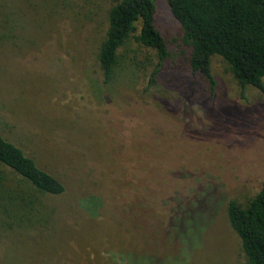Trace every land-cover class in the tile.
I'll list each match as a JSON object with an SVG mask.
<instances>
[{"label":"rangeland","instance_id":"obj_1","mask_svg":"<svg viewBox=\"0 0 264 264\" xmlns=\"http://www.w3.org/2000/svg\"><path fill=\"white\" fill-rule=\"evenodd\" d=\"M117 1L33 0L37 15L30 25L24 18L20 47L0 43V131L2 119L13 122L10 136L66 183L57 209L69 203L85 221L63 236L84 245H70L79 259L54 242L39 246L51 253L34 247L32 255L47 264H244L225 209L264 186V96L250 86L243 96L219 56L211 59L220 90L211 109L152 87L155 54L132 36L105 83L97 54ZM155 18L170 66L182 64V30L163 0ZM87 131L92 149L78 144ZM75 150L103 166L97 189L88 160L75 169L63 160L77 159ZM5 241L0 259L28 264L31 244L16 246L17 256Z\"/></svg>","mask_w":264,"mask_h":264},{"label":"trees","instance_id":"obj_2","mask_svg":"<svg viewBox=\"0 0 264 264\" xmlns=\"http://www.w3.org/2000/svg\"><path fill=\"white\" fill-rule=\"evenodd\" d=\"M32 1L0 0V43L12 46L4 50L13 52L20 47L14 41L24 18L27 17L30 25L37 15ZM163 1L170 18L182 30V42L187 47L182 64L170 66L169 47L156 26L158 0H118L108 11L105 36L97 54L105 83L113 78L119 49L132 36L155 54L156 62L149 75L152 87L174 91L191 103L201 99L198 103L212 108L220 97V90L211 73V59L219 56L228 65L243 96L248 86L264 96V0ZM8 120L2 119L6 131H0V252L5 247V239L10 238L7 251L17 256L16 246L31 244L28 264H47L44 260L37 261L32 250L36 247L34 254L51 253L48 247L39 246L53 242L79 259L80 254L70 249L74 241L66 243L63 236L75 235L85 221L73 214L69 203L57 209L61 206L57 203L59 198L68 193L66 183L58 174L42 168L26 147L10 136L15 126ZM86 134L78 139V144L92 149L89 131ZM74 153L77 159L67 155L63 160L74 169L88 160L93 167L90 180L93 179L97 189L96 181L103 177V166L91 162L92 158L82 159L76 150ZM225 217L239 240L244 264H264V186L244 204L228 200ZM75 247L81 251L84 245ZM4 258L1 256L0 264L15 262V257ZM83 264H90L87 257Z\"/></svg>","mask_w":264,"mask_h":264}]
</instances>
